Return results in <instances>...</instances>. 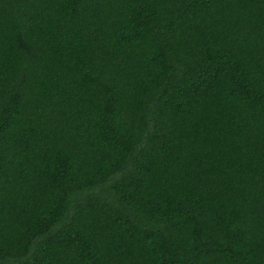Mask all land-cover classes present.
Wrapping results in <instances>:
<instances>
[{
  "label": "trees",
  "instance_id": "1",
  "mask_svg": "<svg viewBox=\"0 0 264 264\" xmlns=\"http://www.w3.org/2000/svg\"><path fill=\"white\" fill-rule=\"evenodd\" d=\"M0 264H264V0H0Z\"/></svg>",
  "mask_w": 264,
  "mask_h": 264
}]
</instances>
